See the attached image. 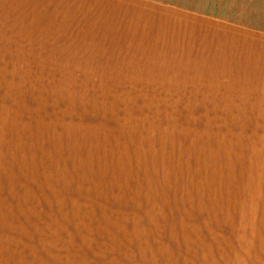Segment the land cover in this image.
I'll list each match as a JSON object with an SVG mask.
<instances>
[{"label":"rangeland","instance_id":"obj_1","mask_svg":"<svg viewBox=\"0 0 264 264\" xmlns=\"http://www.w3.org/2000/svg\"><path fill=\"white\" fill-rule=\"evenodd\" d=\"M1 10L0 264H218L249 88L189 86L185 64L101 39L68 0Z\"/></svg>","mask_w":264,"mask_h":264},{"label":"crops","instance_id":"obj_2","mask_svg":"<svg viewBox=\"0 0 264 264\" xmlns=\"http://www.w3.org/2000/svg\"><path fill=\"white\" fill-rule=\"evenodd\" d=\"M72 6L74 16H86L93 25L90 30L104 31L101 39L118 36L159 47L163 58L185 64L189 86L197 87L199 78L203 87L224 78L234 80L232 89L249 88L234 91L250 96L251 150L236 152L233 220L219 228L218 264H264V0H68ZM1 24L0 0V30ZM180 52L186 59L177 58ZM216 63L226 76H206Z\"/></svg>","mask_w":264,"mask_h":264}]
</instances>
